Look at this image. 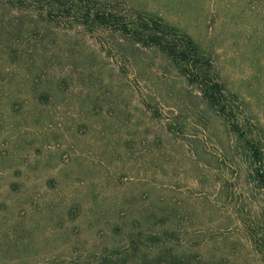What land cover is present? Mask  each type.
Here are the masks:
<instances>
[{
    "label": "rangeland",
    "instance_id": "obj_1",
    "mask_svg": "<svg viewBox=\"0 0 264 264\" xmlns=\"http://www.w3.org/2000/svg\"><path fill=\"white\" fill-rule=\"evenodd\" d=\"M177 259L264 264V0H0V264Z\"/></svg>",
    "mask_w": 264,
    "mask_h": 264
},
{
    "label": "trees",
    "instance_id": "obj_2",
    "mask_svg": "<svg viewBox=\"0 0 264 264\" xmlns=\"http://www.w3.org/2000/svg\"><path fill=\"white\" fill-rule=\"evenodd\" d=\"M124 29L130 30L132 35L137 40L139 41L141 40L143 42H151L158 48H161L163 51H165L168 55H170L173 58L180 57V58L189 59L190 57H188L187 55L188 52H191L190 48L196 47L194 40L188 35H183V37L180 39L178 38V40L181 42V46L183 49H178L176 47V44L167 43L166 36L170 32V30H175V28L170 26L159 16H156V19H152V21H143V19L141 20L139 19V21L136 24L132 23V26L130 25V27ZM219 89L220 86L217 83H213V85H211L205 82L202 87L203 93L205 95L210 94L213 96H215L216 92L218 93L220 92ZM255 152H256L255 157H257L258 159L260 157V153L258 150H256ZM141 264H146V263L142 262ZM158 264H165V263H161L159 261ZM170 264H184V263H181L180 259L179 260L177 259V260H171Z\"/></svg>",
    "mask_w": 264,
    "mask_h": 264
}]
</instances>
